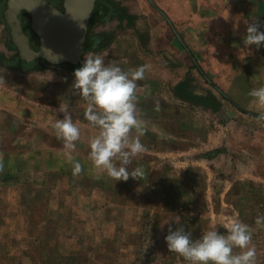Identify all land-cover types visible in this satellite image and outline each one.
Listing matches in <instances>:
<instances>
[{"label": "rangeland", "instance_id": "rangeland-1", "mask_svg": "<svg viewBox=\"0 0 264 264\" xmlns=\"http://www.w3.org/2000/svg\"><path fill=\"white\" fill-rule=\"evenodd\" d=\"M10 1L0 0V53L10 60L0 65V264H187L167 250L169 227L184 226L198 238L226 232L237 217L251 229L256 264H264V227L255 224L264 214V129L205 82L170 18L147 0H102L107 15L88 33L90 40L105 35L104 47L89 52L106 64L146 66L136 90L146 151L129 165H142L146 175L115 182L87 159L96 131L73 95L68 64L36 70L39 59L16 60ZM45 1L63 8L64 0ZM17 18L36 50L30 15L19 11ZM182 82L205 104L180 99ZM64 103L81 129L73 153L83 166L78 175L52 127Z\"/></svg>", "mask_w": 264, "mask_h": 264}, {"label": "clouds", "instance_id": "clouds-1", "mask_svg": "<svg viewBox=\"0 0 264 264\" xmlns=\"http://www.w3.org/2000/svg\"><path fill=\"white\" fill-rule=\"evenodd\" d=\"M244 24L246 32L242 42L250 55V46L257 50L264 47V21L257 17ZM145 71L144 65L124 70L116 63L106 64L103 55L89 52L72 73L73 95L84 101L83 117L87 126L96 131L88 139L87 159L97 173L115 182L130 178L140 181L146 175L142 165L129 170L133 158L146 151L141 142L146 122L141 118L136 96L137 81L144 79ZM248 95L264 107V85L252 88ZM69 107L64 103L59 110L63 118H55L52 127L63 141L64 155L73 175H78L83 166L73 153L81 138V129L73 121ZM257 119L264 121V114ZM175 218L179 223L180 216ZM255 224L264 227V214L256 217ZM164 241L167 250L178 254L187 264H256L251 229L238 217L231 220L226 232L206 230L198 238L184 226L169 227Z\"/></svg>", "mask_w": 264, "mask_h": 264}, {"label": "crops", "instance_id": "crops-1", "mask_svg": "<svg viewBox=\"0 0 264 264\" xmlns=\"http://www.w3.org/2000/svg\"><path fill=\"white\" fill-rule=\"evenodd\" d=\"M154 1L170 18L169 26L175 24L178 37L213 86L205 82L242 118L251 117L264 129V121L257 119L264 107L248 95L252 88L264 85V47L250 46L249 55L242 42L246 20L264 21V0Z\"/></svg>", "mask_w": 264, "mask_h": 264}, {"label": "water", "instance_id": "water-1", "mask_svg": "<svg viewBox=\"0 0 264 264\" xmlns=\"http://www.w3.org/2000/svg\"><path fill=\"white\" fill-rule=\"evenodd\" d=\"M19 11H25L31 17V30L39 41L36 50L31 48L29 37L20 27ZM107 12L108 7L99 0H64L63 11L45 0H11L8 7L9 25L19 57L26 62L44 60L50 65L81 64L82 57L93 48L88 33L96 22L106 17ZM179 41L202 78L212 85Z\"/></svg>", "mask_w": 264, "mask_h": 264}, {"label": "trees", "instance_id": "trees-1", "mask_svg": "<svg viewBox=\"0 0 264 264\" xmlns=\"http://www.w3.org/2000/svg\"><path fill=\"white\" fill-rule=\"evenodd\" d=\"M101 3L102 0H99ZM107 1V0H106ZM156 10H158L161 14H163L155 5L154 3L151 1V0H147ZM109 6V5H108ZM114 5H110V7H113ZM164 15V14H163ZM125 17V15L123 16L122 14H119L118 16V19L121 21L123 18ZM167 18V17H166ZM173 32L175 33L176 37H178L177 35V32L172 29ZM104 37L105 35L103 34H99V35H96L94 37V39L92 40L93 41V47L94 49L96 50H99L101 49L102 47H104ZM180 39V38H179ZM181 40V39H180ZM182 42V40H181ZM183 43V42H182ZM93 49V48H92ZM19 63H25L21 58L17 57L16 59ZM38 64H39V68H37L36 70H40V68H43V67H46V66H50L46 61L44 60H37ZM0 65L2 66H10V60L2 53H0ZM69 68L71 69V71L73 72L76 68H78L79 66H72L70 64H68ZM178 87L182 88V93H180L178 95V97H180V99H183V100H187L189 102H192V103H202V104H205V101L206 99H204L203 96L201 95H198L196 94L193 90H191L189 87L186 86V84L184 82L180 83L178 85ZM215 89H217L215 86H214ZM218 90V89H217Z\"/></svg>", "mask_w": 264, "mask_h": 264}, {"label": "flooded vegetation", "instance_id": "flooded-vegetation-1", "mask_svg": "<svg viewBox=\"0 0 264 264\" xmlns=\"http://www.w3.org/2000/svg\"><path fill=\"white\" fill-rule=\"evenodd\" d=\"M61 11H63V8H61ZM27 34H28V36H29V38H30V41L32 42V40H33V36H31V34L29 33V32H27V31H25ZM36 48V47H35ZM37 49V48H36Z\"/></svg>", "mask_w": 264, "mask_h": 264}]
</instances>
